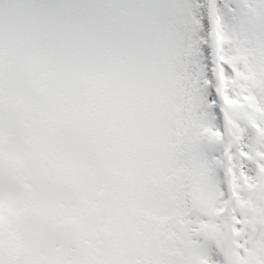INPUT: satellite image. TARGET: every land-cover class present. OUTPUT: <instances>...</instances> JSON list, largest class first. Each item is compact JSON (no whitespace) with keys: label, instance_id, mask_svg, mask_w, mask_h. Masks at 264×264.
<instances>
[{"label":"snow or ice","instance_id":"obj_1","mask_svg":"<svg viewBox=\"0 0 264 264\" xmlns=\"http://www.w3.org/2000/svg\"><path fill=\"white\" fill-rule=\"evenodd\" d=\"M213 28L211 0H0V264H264V81Z\"/></svg>","mask_w":264,"mask_h":264},{"label":"rangeland","instance_id":"obj_2","mask_svg":"<svg viewBox=\"0 0 264 264\" xmlns=\"http://www.w3.org/2000/svg\"><path fill=\"white\" fill-rule=\"evenodd\" d=\"M250 2L251 0H241L242 26L238 32L232 31L229 36L226 26L224 32L221 31L223 16V14H221L219 20H214L217 22H214L213 33L215 31V41L217 33H220L221 37L225 39L228 46L225 55L228 56L233 64L240 67L241 73H246V75L243 76V79L249 85L256 86L264 81V42H261V39L254 34H250L248 29L243 25L247 24L251 27H255L252 18L264 19V11H258L251 8ZM245 4H247V6ZM228 12H233V9L228 8ZM250 36L252 37V40H250ZM253 40L256 41L255 44H253ZM258 47L262 48L260 51L261 55L256 53V48ZM238 78H240V74H238Z\"/></svg>","mask_w":264,"mask_h":264},{"label":"bare ground","instance_id":"obj_3","mask_svg":"<svg viewBox=\"0 0 264 264\" xmlns=\"http://www.w3.org/2000/svg\"><path fill=\"white\" fill-rule=\"evenodd\" d=\"M216 13H217V12H216ZM216 16H217V15H216ZM253 27H254V26H253ZM249 38H250V40H252V37H251V36H250ZM249 38H248V39H249ZM227 47H228V46H227ZM232 49H234V48H232ZM261 49H262V48H259V47L256 48V53H257L258 55H261V54H260ZM226 51H227V48H226ZM239 56H240V55H239ZM221 57H223V56H221Z\"/></svg>","mask_w":264,"mask_h":264}]
</instances>
